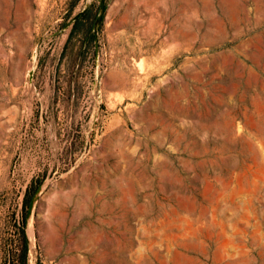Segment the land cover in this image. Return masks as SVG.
<instances>
[{
  "label": "rangeland",
  "instance_id": "1",
  "mask_svg": "<svg viewBox=\"0 0 264 264\" xmlns=\"http://www.w3.org/2000/svg\"><path fill=\"white\" fill-rule=\"evenodd\" d=\"M85 2L0 0V264H264V0Z\"/></svg>",
  "mask_w": 264,
  "mask_h": 264
},
{
  "label": "water",
  "instance_id": "2",
  "mask_svg": "<svg viewBox=\"0 0 264 264\" xmlns=\"http://www.w3.org/2000/svg\"><path fill=\"white\" fill-rule=\"evenodd\" d=\"M90 3H91V0H86L84 6H83V9L80 13L74 15L73 17H71L68 22L66 23L65 27H68L72 24H74L80 16H82L84 13H86V11L88 10L89 6H90ZM104 10H105V5H104V0H99V10H98V14L96 16V19H95V22H94V30L96 31L102 17H103V14H104ZM41 45V42L38 43L36 49H35V52H34V58L37 56V53H38V50H39V47ZM31 74L32 72L30 71L29 72V76L31 77ZM35 197L33 199H31V202H30V205H29V210H28V213H27V216H26V220L29 218L30 216V213H31V208H32V205H33V202L35 200ZM27 244H28V247L30 248V250L32 251V246H31V243L29 242L28 238H27Z\"/></svg>",
  "mask_w": 264,
  "mask_h": 264
},
{
  "label": "trees",
  "instance_id": "3",
  "mask_svg": "<svg viewBox=\"0 0 264 264\" xmlns=\"http://www.w3.org/2000/svg\"><path fill=\"white\" fill-rule=\"evenodd\" d=\"M87 14H88V12H86L81 17H79L77 22L82 18L86 19ZM25 220H26V217H22L19 225L16 228V231L19 234L20 240H21V248H20V251L18 254L19 264H25L26 263V257H27V251H28L27 237L25 234V227H24L25 226Z\"/></svg>",
  "mask_w": 264,
  "mask_h": 264
},
{
  "label": "bare ground",
  "instance_id": "4",
  "mask_svg": "<svg viewBox=\"0 0 264 264\" xmlns=\"http://www.w3.org/2000/svg\"><path fill=\"white\" fill-rule=\"evenodd\" d=\"M31 246H32V242H31Z\"/></svg>",
  "mask_w": 264,
  "mask_h": 264
}]
</instances>
